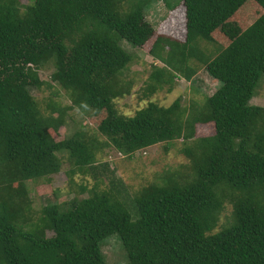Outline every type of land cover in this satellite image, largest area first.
<instances>
[{
    "label": "trees",
    "instance_id": "obj_1",
    "mask_svg": "<svg viewBox=\"0 0 264 264\" xmlns=\"http://www.w3.org/2000/svg\"><path fill=\"white\" fill-rule=\"evenodd\" d=\"M28 1L0 0V190L7 192L0 193V264H107L102 246L111 237L124 264H264V108L251 104L264 80V0L174 5L184 11L185 39L157 37L150 53L162 66L143 95L179 77L191 82L197 65L218 88L187 106L181 98L168 107L150 102L133 116L114 104L130 94L123 74L135 56L123 44L146 43L144 12L158 0ZM252 4L263 13L241 30L232 19L245 18ZM215 32L230 43L206 53L202 42ZM48 64L71 104L49 99L45 112L30 91L45 85L38 71ZM68 109L105 116L95 132L77 128L56 142L51 131L66 128ZM197 125H212L214 134L197 137ZM176 140L187 173L134 196L111 163L97 159L108 148L131 158ZM65 162L69 186L76 176L94 181L77 186L87 197L36 214L28 183L50 180ZM226 204L231 215L220 223Z\"/></svg>",
    "mask_w": 264,
    "mask_h": 264
},
{
    "label": "rangeland",
    "instance_id": "obj_2",
    "mask_svg": "<svg viewBox=\"0 0 264 264\" xmlns=\"http://www.w3.org/2000/svg\"><path fill=\"white\" fill-rule=\"evenodd\" d=\"M171 7H167L164 0H158L149 9L144 12L145 22L150 26V36L141 48H132L127 44H123L124 48L134 52V60L129 68L123 74V81L130 85V94L114 101L117 111L125 116H133L137 110H140L152 102L159 106L168 107L177 98H181L182 106H187L191 99L197 102L203 101L206 97L211 96L218 84L206 72L204 67L197 65L198 71L193 76L191 82L179 77L174 80L171 87L164 86L157 89L151 97L143 95L145 90L153 82L150 75L155 67H161L159 60L150 53L153 43L157 37L169 38L171 40L184 41L185 39V19L183 8L179 6L172 7L180 0H169ZM22 6H26L28 0H19ZM173 9V10H172ZM242 14L243 12H238ZM263 11L255 4H252L245 18L236 15L233 20H238L239 28L244 30L251 25ZM245 14V13H244ZM230 39L219 32L213 34V42H202V49L214 53L217 48H225L229 45ZM163 52V51H162ZM165 53V52H163ZM39 78L45 83L41 89H31V95L38 106L47 112L49 99L56 103L58 107L65 108L70 106V99L65 92L53 81L56 73L52 64L46 65L38 71ZM170 88V91L167 89ZM252 105L264 108V80L261 81L257 95L251 100ZM105 116L101 113L97 116H83L77 110L67 111L66 128L61 127L57 131H51L53 139L58 142L62 141L70 135L74 129L83 128L92 133L97 130L100 119ZM68 117H73L75 124L70 122ZM214 134L212 125H197V137H207ZM165 143L156 144L150 148L136 152L131 158L125 157L111 148L103 150L98 154V160H107L111 163V168L115 169V175L122 180L129 190L131 196L137 195L143 188L157 183L163 184L166 177L175 175L178 179L184 177L187 173L186 167L189 166L188 159L182 154L181 140L174 141L171 147H165ZM59 174L50 177V180L42 179L36 182H29V198L31 200V208L38 214L42 208L48 204H62L70 202L73 198L81 200L87 197L86 193H81L78 185H83L87 189L93 186L94 181L89 178H81L76 176L74 185L69 186L64 169L68 168L67 162L62 167ZM107 183V182H106ZM105 183V184H106ZM105 188V186H101ZM3 190H0L2 194ZM7 194V192H5ZM10 195V194H9ZM12 205L20 206L17 201L12 198ZM231 215V206L225 205L220 223ZM48 235H51L48 233ZM102 252L106 258L107 264H124L123 250L115 237H111L104 241Z\"/></svg>",
    "mask_w": 264,
    "mask_h": 264
}]
</instances>
